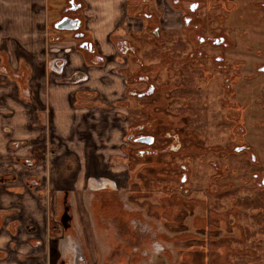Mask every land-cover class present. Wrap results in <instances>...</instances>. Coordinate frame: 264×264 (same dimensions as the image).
<instances>
[{"label": "flooded vegetation", "instance_id": "1", "mask_svg": "<svg viewBox=\"0 0 264 264\" xmlns=\"http://www.w3.org/2000/svg\"><path fill=\"white\" fill-rule=\"evenodd\" d=\"M65 1L58 20L64 16L78 18L80 19L78 28L58 29L55 26L58 20L51 22L50 27L58 31H70V36L75 41V49L81 52L84 63L90 65L89 67L106 65L109 59L99 52L85 30L83 1ZM255 1L256 3L250 4L257 10L256 4L261 2ZM147 2L150 3V0ZM175 3L182 13V26L178 31H183L177 32L184 43L183 48L175 50L169 47L171 44L166 40L168 38L164 37L166 31L162 30L155 12L151 11L147 4H143L139 8L144 24L141 33L135 34V31L129 32L123 28L112 35L115 42L112 61L120 64L114 70L121 72L125 79L123 95L106 100L98 89L78 91V99L85 103L86 107L110 112L115 119L116 130L122 124L121 131L125 140L115 149L117 154L112 153L107 158L101 144L83 145L81 153L67 152L69 154L53 156L56 157L53 160L55 170L52 171L54 179L52 178L51 186L39 188L44 182L40 181L38 175L30 177L25 182L26 189L34 190L40 198L44 196L49 199V207L45 209L48 215L50 213L45 228L49 232L48 238L54 240L57 233L62 236L66 245L62 250L64 255L58 261L59 264H86L95 259L101 264H143L155 255L174 257L175 245L178 247L180 246L178 244L198 238L197 234L188 231V227L213 229L214 225L209 222V217L211 219L213 215L199 213L201 205L187 187L190 169L179 155L185 149L186 152H198L199 150L194 149L197 146L193 145L197 139L192 137L191 130L187 136L184 135L186 121L181 120L179 128L172 124V120L166 114L168 98L172 96L165 94L174 86L171 80L163 82L161 78H171L172 75L182 77L180 85H175L181 92L195 87L200 91L203 88L202 84L206 87L203 92H211L216 99L219 95L218 101L225 106L227 117L233 119L234 124L231 128H234L235 135L238 136L236 138L233 135L235 140L233 149L235 152L250 149L247 143H243L242 134V116L246 107L242 103L232 102L234 86L240 78L246 77L237 70V67L242 64L248 66V62L246 59H233L231 52L234 44L229 32L222 31L220 27L218 30H205L212 18L210 12L220 7L231 11L234 9L233 2L175 0ZM214 19L218 20V25H223L228 17L221 13L216 14ZM147 37L154 38L156 44L150 48L146 47L149 39H146ZM147 48L159 51L153 55L154 61H151L152 58L148 59L149 55L145 51ZM52 51L56 55H50L46 67L54 73H59L58 75H63L61 78L58 77V81L89 80V73L80 67L64 75V66L69 63L68 52L57 56L59 49ZM256 52L259 55V50ZM173 61L178 63L177 71L168 68V62ZM23 64L25 63L18 62L16 67L11 66L7 50L0 44V70L10 74L12 77L10 81L15 82L17 86L18 84L22 86L24 78L29 76L25 73L24 66L22 68ZM257 68L259 69V66ZM190 94L192 93L188 96ZM141 116L143 118H138ZM41 151L45 153V149ZM131 154L136 157L134 162L133 156L130 162ZM250 157L256 161L253 152L250 153ZM18 160L30 164L36 159L32 156ZM44 160L47 161V158L36 160L34 163L44 164ZM212 164L215 166L216 162L212 161ZM154 173L163 182L160 198L157 200L162 204L161 207L158 205L152 207L154 187H150L148 195L144 194L139 198L135 196L137 193L134 187L139 175L143 176L144 183L145 180L151 179ZM16 176L12 167L0 172V187L7 181H16L18 178ZM72 177L77 179L74 184ZM254 179L258 180L259 176L254 174ZM215 191L216 186L208 183L204 190L208 193V205L212 201L210 196L216 195ZM143 192L145 193V190ZM206 209H204L206 212L210 211ZM8 210L10 209L3 207L0 212V229H6L8 226L11 235H15L17 230L20 232L38 230L32 219L23 217L16 209L12 212ZM190 215L192 219L187 224L185 219ZM37 235L38 233L33 235L30 241L40 246L43 243ZM183 255L186 256L184 252L178 256ZM5 259L6 252L0 250V264H38L33 258L24 261L23 257L17 256V261L13 263Z\"/></svg>", "mask_w": 264, "mask_h": 264}, {"label": "crops", "instance_id": "2", "mask_svg": "<svg viewBox=\"0 0 264 264\" xmlns=\"http://www.w3.org/2000/svg\"><path fill=\"white\" fill-rule=\"evenodd\" d=\"M82 1L85 30L99 52L109 59L106 65L89 67L90 65L84 63L81 52L75 49V41L72 36L51 32L52 21L50 22L47 17V11L49 12L53 7L49 0H0L1 47L6 48L9 63L10 61L12 64L24 62L22 68L24 66L25 73L29 75L24 78L22 86L20 84L17 86L15 82L7 80L6 76L2 75L4 72L0 70V172L7 171L12 167L14 171H17L15 174L18 176V178L16 176V181H7L0 187L2 204L0 212L3 207L10 209L9 212L16 209L23 217L32 219L35 227L38 226V230L35 232L17 230L16 233L14 232L15 235L9 233L8 226L6 229H0V250L6 252L5 260L11 263L16 262L18 256L19 258L23 257L24 261L34 259L38 264H59L58 261L64 255L62 250L66 246L62 236L57 233L56 236L54 235V240L48 238L49 232L45 228H47V221L50 218V213L48 215L46 211L49 207V199L42 196L47 201L43 206L41 203L43 199L38 197L34 190L25 188V182L30 177L38 175L40 162H34L43 158L41 151L43 149L31 143L43 132L40 126V116L44 118L45 113L41 114V112H45L47 108L49 111L51 110L48 111L51 119L49 127L57 130L59 141L62 139L61 136L66 137V142L60 144L61 151L66 147L64 152L81 153L83 145L99 143L101 139L97 136H102V129L108 128L107 120L110 117H105L106 120H99L98 112L92 113L96 117H89L90 110L85 106V103L78 99V91L98 89L106 100L116 99L123 95L124 75L121 72H115L114 69L120 64L112 61L115 54L113 33L115 34L118 29L123 28L129 32L135 30L138 32L143 29L142 14L139 10L143 4H147L149 9L155 12L163 31H167V27L171 30L170 32L178 31L182 26V13L175 0H150V3L147 2L149 0ZM162 1L164 3L160 5ZM231 1L236 7L235 2L238 0ZM246 1L256 3L255 0ZM136 15L138 17H135ZM170 15L173 18L172 22L168 18ZM134 22L137 29L132 24ZM57 49H59L57 56L68 52L69 63L64 66V75L80 67L89 73V80L81 82L58 81V77L61 78L63 75H58L59 73L45 68V60L47 63L51 54L56 55L52 50ZM13 51L17 52L18 62L11 57ZM39 70L42 72V76L38 73ZM47 73H50L51 79L45 81V77L43 82L40 81V78L43 79ZM29 78L30 80H28ZM94 110L100 111L101 114L104 113L102 109L95 108ZM114 126L116 127L115 119ZM86 133L88 136L81 138ZM13 137L21 138L18 139L22 145L20 154H18L19 150H12L8 145ZM56 150L61 154L60 150ZM29 156L36 159L34 164L18 160L19 157L22 159ZM36 233H38L37 238L41 239L43 243L40 246H36L30 241ZM248 253L251 251L248 250ZM185 255L178 256L176 254L174 257L155 255L143 264H264V259L259 258L237 263L226 260L212 261L209 260V256H193L188 252ZM91 262L86 264H101L96 259Z\"/></svg>", "mask_w": 264, "mask_h": 264}, {"label": "rangeland", "instance_id": "3", "mask_svg": "<svg viewBox=\"0 0 264 264\" xmlns=\"http://www.w3.org/2000/svg\"><path fill=\"white\" fill-rule=\"evenodd\" d=\"M49 1L53 8L49 12L47 11V17L50 22H53L60 17V11L66 1ZM259 2L261 3L256 4L258 6L257 10H255L249 1L238 0L235 2L236 7L231 11L224 10L223 7L218 8L219 10L211 11L212 18H210V23L205 29L212 31L214 29L218 30L220 27L222 31L229 32V36L234 44L231 52L233 59H246L248 62V66L242 64L240 67H237V70L241 71V74L246 75V77L240 78L236 86H234L232 102L233 104L234 102L242 103L246 107L242 116V134L243 143H247L250 146L249 150L235 152L233 149L235 145L233 135L236 133L234 128L231 127L234 121L227 117L225 106L218 101L219 95L218 99H216V96L211 92H203L206 87L202 84L203 88L200 91L195 87L181 92L175 88V85H180L182 77L172 75L173 77L171 78H161L163 82L167 81V79L171 80L170 82L174 86L172 90H169L171 87L168 86V93H164L165 96H172V98H168L169 104L167 105L168 111L165 110L166 114L172 120V124L179 128L180 121H186L187 125L184 135L187 136L191 130L193 132L192 137L197 139L193 145L194 147L197 146L194 149L199 150L198 152H186L185 149L184 152L179 154L183 162H186L190 169V179L187 187L190 188L194 198H197L201 205V210H198L199 213L202 215L209 213L215 216V218L212 216L211 219L209 217V222L214 225L212 230L188 227V231L197 234L199 239L178 244L180 245L178 247L175 245L176 249H174L177 255H182V252L185 254L188 252L189 255L192 254L193 256H209V260L212 261L226 260L237 263L245 262L252 258L264 259V183H262L264 178V70H260L264 67V51H262L264 50V0H259ZM163 3L164 1L160 5H163ZM221 13L227 16L228 20L223 25H218V20H215L214 17L216 14L221 15ZM135 17L138 16L136 15ZM168 18L170 22L173 21L171 15ZM135 22L132 24L135 25ZM135 27L137 29L136 25ZM141 30L138 32L135 30L136 32L134 33H141ZM166 30L164 37L168 38L166 40L171 44L169 47L175 50L183 48L184 43L181 41L178 33L183 30L170 32L169 27ZM51 32L70 36V31H58L51 28ZM242 34H245V36H242ZM155 44V39L150 37L148 44L146 43V47L150 48ZM148 48L145 50L146 54L149 55L147 57L149 60L152 58L151 61H154L153 55L158 54L159 51L155 48L148 50ZM257 50H259V55L256 52ZM17 52L19 53V50ZM17 52L13 51L11 53L12 59L15 58L16 62H18ZM16 64H12L10 61V65L13 67H16ZM258 66L259 69L257 68ZM45 68L47 67L45 66ZM168 68L169 70L173 69L177 71L179 69L177 61L168 62ZM38 73L42 74L40 70ZM2 75H5L7 80L12 79L10 74L3 73ZM44 79L45 81L50 80V73H47L43 79L41 77L40 81L43 82ZM189 93L192 94L188 96ZM89 110V117H96L92 114L95 112H98L99 120H106L105 117H110L107 120L108 128H103L102 136H97L101 139L98 144L104 147L105 157L108 158L112 153L117 154V150L115 151V149L121 146L125 140L123 138V131H121L122 124H119L120 128L116 130L114 119L109 111L102 110L104 113L101 114L100 111L90 108ZM159 110L161 111V109ZM48 111L47 108L45 112H41V114L45 113L44 118L40 116V126L43 132L31 142L34 146L38 145L41 149H45V153H42V155L44 154L43 159L47 158V161L44 160V164H40L38 169L39 179L44 182L39 188L52 185V178L54 179L52 171L55 170L53 160L55 157L65 155L64 153L69 154L67 151L64 152L66 147L61 151L62 146L60 144L66 142V137L61 136L62 139L59 141L60 137L56 132L57 130L49 127V123L51 122L49 112L51 110ZM138 118H143V116ZM87 136L86 133L81 138H86ZM235 137L237 138L238 136L235 135ZM18 139L21 138L13 137L8 145L12 150H19L18 154H20L22 145ZM56 149L60 150L61 154ZM190 149L192 148L190 147ZM251 152L255 154L256 161H253L250 157ZM72 153L74 152L72 151ZM54 155L56 156L53 158ZM131 158L132 162L136 159L133 154L130 155V162ZM19 159L21 158L19 157ZM189 159H191L190 162H188ZM212 161L216 162L215 166L212 164ZM254 174L259 176L258 180L254 179ZM73 177L72 182L74 184V181L77 179ZM142 182L143 176L139 175L134 187L137 193L135 196L139 198L141 195H148L150 187H154L155 191L151 199L152 207L155 205L161 207L162 204L157 201L160 198V188L163 184L160 178L156 177L154 173L151 179L145 180L144 183ZM208 183L216 186V195L210 196L212 201H210L209 205L207 204L208 193L204 192L208 187ZM144 190L145 193L143 192ZM42 199L43 202L41 201V203L44 206L47 201L44 198ZM206 208L210 211L206 212ZM191 219L192 216H188L185 219V223L189 224ZM248 250L251 253H248Z\"/></svg>", "mask_w": 264, "mask_h": 264}, {"label": "water", "instance_id": "4", "mask_svg": "<svg viewBox=\"0 0 264 264\" xmlns=\"http://www.w3.org/2000/svg\"><path fill=\"white\" fill-rule=\"evenodd\" d=\"M79 23H80V19L78 18H71L69 16H64L55 23V26L58 29L69 30V29L78 28ZM262 69H264V67ZM263 183H264V179H263Z\"/></svg>", "mask_w": 264, "mask_h": 264}]
</instances>
